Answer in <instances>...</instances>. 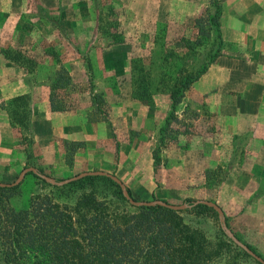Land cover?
I'll return each mask as SVG.
<instances>
[{"label": "rangeland", "instance_id": "rangeland-1", "mask_svg": "<svg viewBox=\"0 0 264 264\" xmlns=\"http://www.w3.org/2000/svg\"><path fill=\"white\" fill-rule=\"evenodd\" d=\"M11 1L0 0V10L11 8ZM180 3L172 2L178 13L160 26L157 3L133 7L149 10L140 19L127 0H25L18 17L3 18L2 52L25 75L40 154L35 146L29 158L24 153L27 146L11 134V145L0 144V183H15L30 167L57 182L101 171L118 177L136 201L175 206L210 201L225 210L235 237L264 260L261 219L239 212L220 193L235 162L224 160L229 149L218 130L219 119L209 109L217 103L189 89L171 117L169 91L174 81L199 69L216 51L214 32L204 22L210 5L184 15L180 11L187 5ZM62 69L70 80L60 86ZM1 74L17 73L11 66H0ZM7 82L0 80V87ZM53 94L55 101L71 106L62 112L71 114L72 123H67L84 140L66 139L60 127L44 121L47 111L40 112L37 105L47 98L51 103ZM1 100L6 110L8 99L2 104ZM41 180L29 174L17 187L8 188L10 205L25 208L36 193L56 187ZM97 188L103 195L114 187L101 183ZM184 217L192 225L200 223L212 237L219 229L224 232L212 209L189 211Z\"/></svg>", "mask_w": 264, "mask_h": 264}, {"label": "trees", "instance_id": "trees-1", "mask_svg": "<svg viewBox=\"0 0 264 264\" xmlns=\"http://www.w3.org/2000/svg\"><path fill=\"white\" fill-rule=\"evenodd\" d=\"M223 2L210 0L204 21L214 32L216 51L199 69L182 71L186 75L174 81L169 91L171 117L186 92L222 55ZM58 76L57 85L70 80L65 69ZM55 97H50L53 111L71 110ZM7 112L20 144L27 146L24 153L32 158L35 138L30 96L9 101ZM101 183L114 187L112 193L101 195L97 188ZM49 187L48 193H36L21 209L10 205L7 194L11 189L0 187V264H260L221 229L212 237L200 223L186 221L184 213L211 210L207 206L186 211L133 207L115 182L100 176ZM128 192L133 197L130 189Z\"/></svg>", "mask_w": 264, "mask_h": 264}, {"label": "crops", "instance_id": "crops-1", "mask_svg": "<svg viewBox=\"0 0 264 264\" xmlns=\"http://www.w3.org/2000/svg\"><path fill=\"white\" fill-rule=\"evenodd\" d=\"M127 1L131 3V9L139 7L140 3H157L161 12L157 17L159 26L171 14L178 13L176 6L172 7V2L187 5L180 9L184 15H195L198 8L210 5V0ZM24 2L12 0L11 8L2 7L0 22L3 18L18 17V10ZM133 10L140 19L149 12L147 8ZM221 31L225 43L222 55L191 89L200 96L212 97L217 103L209 109L219 119L218 130L224 139L223 144L229 149V158L225 157L224 160L235 162L221 184V195L227 197L233 207L237 206L239 212L261 219L260 225L264 226V0H224ZM4 46L0 41V66H11L17 74L0 75V80L9 81L0 87L1 104L7 99L9 103L14 98L30 94L20 67L5 58L2 52ZM5 105L6 110L0 106V144L4 146L11 145L8 141L11 134L13 138L16 134L19 139L10 123L8 104ZM37 107L40 112L43 109L47 111L44 121L53 127H60L63 137L75 142L84 140L81 133L75 128L71 129L67 123L71 118L69 112L53 111L49 98L45 103H38ZM37 120L41 122L43 119L40 117ZM32 123L35 153L38 155L37 126L35 122ZM194 174V171L191 172V176Z\"/></svg>", "mask_w": 264, "mask_h": 264}, {"label": "water", "instance_id": "water-1", "mask_svg": "<svg viewBox=\"0 0 264 264\" xmlns=\"http://www.w3.org/2000/svg\"><path fill=\"white\" fill-rule=\"evenodd\" d=\"M29 174H34L35 176L39 177L40 179L44 180L46 183L52 185V186H58V187H62L65 185H68L70 183L79 181L81 179H84L86 177H95V176H100V177H106L111 179L113 182H115L120 188L121 191L123 193V196L125 197V199L133 206V207H137V208H142V207H156V206H161L164 208H168L174 211H185L187 209L192 208L193 206H199V205H204L207 206L211 209H213L219 217V221L221 224L222 229L224 230V232L226 233V235L236 244L238 245L240 248H242L247 254H249L251 257H253L254 259H256L259 263L264 264V260L259 257L257 254H255L252 250H250L246 245H244L241 241H239L235 235L232 233V231L228 228L227 223H226V217H225V213L223 211V209L218 206L217 204L210 202V201H196L193 205H181V206H175V205H170L164 201H136L134 200L129 192L128 189L126 187V185L116 176L106 173V172H101V171H96V172H85L82 173L76 177H73L69 180L66 181H62V182H57L55 179L43 175L40 173V171L37 168H26L24 169L21 174L19 175L17 181L13 184H3L0 183V187L1 188H14L17 187L18 185H20L26 178L27 175Z\"/></svg>", "mask_w": 264, "mask_h": 264}]
</instances>
